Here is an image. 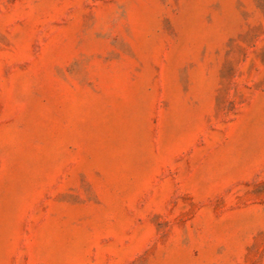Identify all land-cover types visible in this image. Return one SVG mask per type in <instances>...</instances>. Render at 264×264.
Segmentation results:
<instances>
[{
    "label": "rangeland",
    "instance_id": "374dc122",
    "mask_svg": "<svg viewBox=\"0 0 264 264\" xmlns=\"http://www.w3.org/2000/svg\"><path fill=\"white\" fill-rule=\"evenodd\" d=\"M0 264H264V0H0Z\"/></svg>",
    "mask_w": 264,
    "mask_h": 264
}]
</instances>
